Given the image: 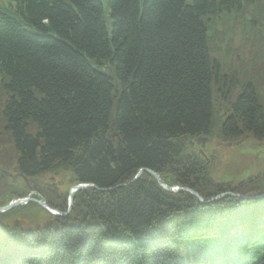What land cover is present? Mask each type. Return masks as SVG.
Wrapping results in <instances>:
<instances>
[{
    "label": "trees",
    "instance_id": "16d2710c",
    "mask_svg": "<svg viewBox=\"0 0 264 264\" xmlns=\"http://www.w3.org/2000/svg\"><path fill=\"white\" fill-rule=\"evenodd\" d=\"M243 23L264 46V0H0V113L16 170L67 168L96 186L64 216L35 202L0 213V264H264V196L201 202L149 171L205 199L264 191L216 175L192 143L264 141L256 85L222 74L210 49L220 24ZM214 87L238 90L217 133ZM53 187L43 197L68 210Z\"/></svg>",
    "mask_w": 264,
    "mask_h": 264
},
{
    "label": "rangeland",
    "instance_id": "374dc122",
    "mask_svg": "<svg viewBox=\"0 0 264 264\" xmlns=\"http://www.w3.org/2000/svg\"><path fill=\"white\" fill-rule=\"evenodd\" d=\"M243 36L238 31L233 37L237 42V47L230 46L228 49H220L215 53L222 61V74L230 75L235 72L240 79L253 82L256 85L259 101L264 107V49L255 52L249 42L244 43ZM219 59L217 60L220 62ZM215 89L216 87H214ZM237 93V89H232L229 96H224L216 89L214 103L217 124L215 133L219 132L221 122L229 109L227 98L231 100ZM1 107L0 103V110ZM10 137L5 129V119L0 113V194L10 191H26L28 196L38 195L41 198V196L43 197L42 191L49 190L56 183L58 186L53 187L56 189V194L61 195L60 197L67 196V201H70L68 194L73 186L71 172L67 168H61L30 179L21 178L16 170L14 144ZM192 143H195L196 148L203 149L208 155L214 164V173L227 178L228 182L247 180L244 182L247 184L249 181L264 180V141H257L251 135L244 136L238 141H223L216 135L210 140L204 139L201 142ZM6 172L9 174L6 175ZM36 208L39 209L38 206ZM39 210L38 214L30 209L29 212L38 217V215L44 214L41 209ZM29 219L31 218L24 216V220Z\"/></svg>",
    "mask_w": 264,
    "mask_h": 264
},
{
    "label": "water",
    "instance_id": "95a60500",
    "mask_svg": "<svg viewBox=\"0 0 264 264\" xmlns=\"http://www.w3.org/2000/svg\"><path fill=\"white\" fill-rule=\"evenodd\" d=\"M142 171L139 172V174L141 173ZM150 172L155 176L156 180L167 190H172V188L164 185L159 177V175L153 171V170H150ZM138 174V175H139ZM91 187H94V184H78L76 186H74L71 190H70V205L72 206V202H73V199H74V191L76 190H80V189H86V188H91ZM196 195H198L196 192H194ZM33 198H30V197H24V198H20V199H17L15 201H13L12 203H10L9 205H6V206H0V211H4V210H7V209H10V208H13V207H16L18 206L19 204H22V203H25L29 200H32ZM34 200V199H33ZM41 205H43L44 207L48 208L49 207L46 205V203L43 201V200H37ZM52 212H55L57 214H61V212L55 210V209H52Z\"/></svg>",
    "mask_w": 264,
    "mask_h": 264
}]
</instances>
